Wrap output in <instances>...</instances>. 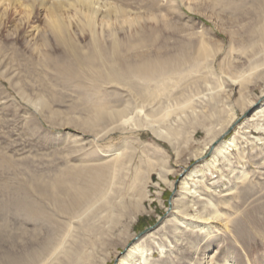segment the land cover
Masks as SVG:
<instances>
[{
    "label": "rangeland",
    "instance_id": "1",
    "mask_svg": "<svg viewBox=\"0 0 264 264\" xmlns=\"http://www.w3.org/2000/svg\"><path fill=\"white\" fill-rule=\"evenodd\" d=\"M98 1L131 12L127 21L111 22L122 43L156 36L151 53L159 46L192 53L202 35L216 59L213 66L193 65L161 105L116 84L100 83L93 93L61 77L55 65L66 47L46 32L48 7L61 3L72 14L73 0H0V264L8 252L40 243L51 248L64 235L59 223L71 222L55 257L47 254L43 264H118L132 237L151 248V264H264V130L250 124L247 137L238 134L237 147L196 183L200 195L184 219L201 229L170 222L166 213L175 197L169 183L179 189V171L202 166L194 157L225 126L230 109L239 121L225 139L262 102L256 96L264 89V40L255 26L262 24L263 2ZM68 31L75 47H91L82 26L72 22ZM127 96L151 115L131 112L140 123L123 125L94 117V104L121 106ZM242 98L256 102L243 109ZM91 168L102 171V183L80 209L93 204L92 212L71 219L58 200L66 201L83 182L77 173Z\"/></svg>",
    "mask_w": 264,
    "mask_h": 264
},
{
    "label": "bare ground",
    "instance_id": "2",
    "mask_svg": "<svg viewBox=\"0 0 264 264\" xmlns=\"http://www.w3.org/2000/svg\"><path fill=\"white\" fill-rule=\"evenodd\" d=\"M260 1L264 4V0ZM19 4L21 5V3ZM72 6L74 8V13L70 14V11H63L61 3L50 5L47 9L46 32L51 33L57 39L59 44L66 47V56L65 58L62 57L60 61L56 63V69L59 71L62 78L76 82L78 85L77 87L80 89L88 90L87 88L91 87L89 90L98 94L101 87L96 85L100 83L116 84L122 88L127 87L133 90L134 96L138 97L142 102L155 101V103L157 102L161 105V103L164 102H162V97L164 95L170 96V94L176 91L175 87H177V83L190 73L193 65L207 63V66H213L216 59L218 51L215 52V50H213L202 38V35L199 37L197 47H195V50L192 53H186L185 50L182 49L172 53L168 48L164 47V49H160V46L155 48L156 51L151 53L150 50L152 48H150V46L156 47V44H158L156 43V36H140L136 41H133L132 43L128 42V44H126V42L122 43V39L120 40L117 37L111 22H113V20L117 21L118 19L127 21L129 16L132 15L131 12L125 8L115 7L109 4H101L98 0H73ZM25 14L26 19H28L30 14L29 8H25ZM72 22L82 26V29L86 30L89 34L91 47H88L84 52L69 42L70 38L68 30ZM97 26H99V32L96 30ZM255 27H257L256 31L261 35V39L264 40V16L262 24L258 26L256 25ZM105 31L107 33L104 37V35L101 34H104ZM102 36L104 39L106 37L110 38L109 41H107L108 45L102 43V40H104L101 39ZM256 99V101H262L261 104L254 111L252 110L253 112L245 121L238 125L235 133L231 137L225 139L226 131L232 129V126H234V123L238 120L236 112H234L233 109H230L231 114L229 115L225 126L221 127L218 131V135L194 157V162H202L200 164L202 166L194 168L185 166L179 171L178 175H181L180 177H182L179 189L175 187L174 181L169 183L170 188L175 193L174 199L172 200L171 198L170 208L166 210V213H170V222L177 224L181 223L180 225L178 224L179 226L184 224L191 228L201 229L200 223L193 224L186 222L184 219V216L189 215L187 207L191 205L192 197L200 195L196 183L204 179L205 172L210 173L212 168L218 166L219 158H227L230 151L237 147V139L239 138L238 134H245V137H247L246 132L249 131L251 125L254 128L264 130V89L260 91L256 96ZM256 101L248 100L246 102V100L243 99V109L251 106ZM160 105L157 107L158 109L161 107ZM93 106L94 108H92V111L95 118L100 119L106 117L111 122H119L120 125L128 124V122L132 120L140 123L137 119L138 113L143 112L145 119L151 115L149 111H143L142 104H134L128 96L124 99V103L121 106L113 105L109 102H103L100 104L96 103ZM136 109H138V111H136ZM134 111L136 112L137 118L128 116ZM149 121L152 122L151 119ZM250 122H253V124ZM170 142L172 143L171 140ZM173 148L175 154L178 155L175 146ZM208 155H210V157L205 159ZM107 156L109 155H105V157ZM108 164L114 166L113 163ZM101 172L100 169L91 168L84 173H77L78 176L82 178L83 182L77 186V189H71V193L67 196L66 201L63 199L58 200L61 211L69 215L71 219L74 217H80L89 211L92 212L91 207L94 206L93 204L88 205L84 210H81L80 208L82 203L89 198L90 194L101 185ZM242 173V175L245 176V173ZM159 175L165 180V175L162 171L159 172ZM131 205L134 204H129V207ZM134 219L135 214L132 213L127 224ZM59 224L64 228V235L60 237L59 241H54L51 248L48 244L40 243L39 245L28 248V250L25 249L24 253L21 252V254L8 252L5 255V264H43V260L47 254H52L51 257H55L53 255H55L56 251L58 252L60 249L65 240V236L68 235L69 229L74 223ZM179 226H176V229ZM223 226L225 227V225ZM146 232H148V230ZM146 232L140 233L139 235L136 234L134 237L139 238ZM63 236L64 238H62ZM133 239V237L129 238L125 243L126 245L124 244L126 251L119 256L118 264H128L127 262L130 261L131 258H134L135 261H137H132L133 264H151L148 260V253H146V250L150 251L151 248L146 247L143 238L138 239L135 242ZM66 251L68 250L66 249L64 253ZM48 259L51 260L50 258Z\"/></svg>",
    "mask_w": 264,
    "mask_h": 264
},
{
    "label": "water",
    "instance_id": "3",
    "mask_svg": "<svg viewBox=\"0 0 264 264\" xmlns=\"http://www.w3.org/2000/svg\"><path fill=\"white\" fill-rule=\"evenodd\" d=\"M251 112H252V110H251L250 112H248V113H245L244 115H245V116H246V115H249ZM244 115H243V116H244ZM237 121H239V119H238ZM230 130H231V129H230ZM230 130H228L227 133H228ZM141 233H143V232H141ZM139 234H140V233H139ZM139 234H138V235H139Z\"/></svg>",
    "mask_w": 264,
    "mask_h": 264
}]
</instances>
